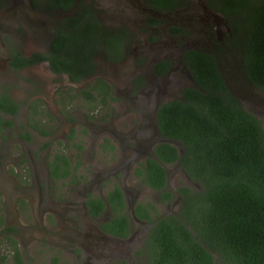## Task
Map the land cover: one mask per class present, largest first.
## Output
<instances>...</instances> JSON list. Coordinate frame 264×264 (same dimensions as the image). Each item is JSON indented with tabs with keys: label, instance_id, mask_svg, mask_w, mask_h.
<instances>
[{
	"label": "flooded vegetation",
	"instance_id": "flooded-vegetation-1",
	"mask_svg": "<svg viewBox=\"0 0 264 264\" xmlns=\"http://www.w3.org/2000/svg\"><path fill=\"white\" fill-rule=\"evenodd\" d=\"M113 1L131 11L128 22L103 10ZM158 1L0 0V182L12 187L23 183L29 188L30 195L20 194L13 204L18 203L21 211L27 203L33 208L41 180L53 185L65 181L77 192L85 190L86 182L90 189L96 188V194L82 193L80 211L70 215L98 223L94 240L103 242H95L96 254L102 258L107 256L103 251L99 256L100 249L115 243L108 247L110 258L116 249L117 242L106 238L108 235L134 239L145 250L150 228L145 210L153 218L158 212L141 199L145 189L154 192L158 205L165 208L158 214L175 215L178 211L181 200L177 188H170L167 167L179 163L163 164L166 189L173 193L170 201L163 202L145 185V161L156 159L153 150L158 143L169 142L180 149L160 134L156 114L162 104L181 101L185 88H198L188 68V50L215 58L226 88L243 110L259 120L252 108L257 104L264 108V93L242 71V57L231 42V26L216 7L207 0H165L171 5L166 10ZM8 11L12 18L7 17ZM70 59H76L81 67L72 66L69 71L66 63L70 64ZM126 62L137 65L123 82L114 81L111 72ZM41 67L47 74L45 82L35 74ZM120 117L121 123L127 121L134 128L119 127ZM82 125L88 126V133L80 129ZM39 138L51 140L43 144L41 154ZM83 144L90 151H84ZM107 172L110 175L102 176ZM117 172H121L118 179ZM111 173L119 182L113 181L103 190L102 183ZM129 176L135 178L133 188L125 186ZM116 186L122 192L121 205L108 200ZM69 187L64 202L70 198ZM88 199H100L104 208L93 214ZM136 208L142 219L135 214ZM119 215L126 218L124 235L111 231ZM136 225L141 228L137 230ZM3 230L13 257L19 259L11 237L14 229ZM17 238L23 245L33 241L24 232Z\"/></svg>",
	"mask_w": 264,
	"mask_h": 264
},
{
	"label": "trees",
	"instance_id": "trees-1",
	"mask_svg": "<svg viewBox=\"0 0 264 264\" xmlns=\"http://www.w3.org/2000/svg\"><path fill=\"white\" fill-rule=\"evenodd\" d=\"M158 2L165 4V0ZM207 3L228 20L242 71L264 93V0ZM170 7L167 1L164 9ZM186 58L198 88H185L181 101L162 104L156 114L160 134L180 149L169 142L155 146L156 159L145 161V185L163 202L170 201L173 193L166 189L163 164L178 162L196 186L177 187L181 202L175 215L155 212L153 218L145 210L150 224L145 235L147 264H264L262 125L226 88L211 54L188 50ZM69 63V71L72 66L81 67L76 59ZM136 174L142 175L141 171ZM108 200L123 204L118 186ZM86 204L92 206L93 214L104 208L100 199H88ZM147 204L156 211L152 203ZM135 214L143 218L137 208ZM111 226L113 233L124 235L126 218L119 215Z\"/></svg>",
	"mask_w": 264,
	"mask_h": 264
},
{
	"label": "rangeland",
	"instance_id": "rangeland-1",
	"mask_svg": "<svg viewBox=\"0 0 264 264\" xmlns=\"http://www.w3.org/2000/svg\"><path fill=\"white\" fill-rule=\"evenodd\" d=\"M103 10H106L109 16L116 20L128 22L130 19L131 11L126 6L116 3V1L106 4ZM6 14L8 18L13 17V13L10 11ZM184 24L188 25L187 22H184ZM188 40L191 42L190 39ZM136 65L130 62L123 63L114 69L110 76L114 81L123 82L125 75L131 73ZM223 65L225 67L226 62H223ZM108 73L110 72L104 71V74ZM35 74L40 80L44 82L47 80V74L42 67L41 69L36 68ZM242 103L245 105L244 100H242ZM261 105L264 106V103H261ZM130 110L136 112L137 109L131 108ZM252 110L259 118L264 131V108H259L257 104ZM259 111H262V113H258ZM118 121L119 127H127L128 131L134 128L125 120V124L121 123L123 121L122 117ZM83 126H80V129L84 128V131L88 133V126ZM94 127L97 128L99 126ZM91 130L93 131L94 129ZM119 131L122 132L124 129H120ZM49 142L51 140H45L44 138L38 139L39 154H41L39 150L43 144ZM83 148L84 151L89 150V146L87 147L84 144ZM111 174L102 183L103 190L107 186L109 187L113 181L119 182V180H115L114 173ZM116 174L118 179L121 176V172H117ZM106 175H110V173L102 174V176ZM167 179L172 191H175L180 185H192L176 164L168 165ZM134 180V177L129 176L125 182V186L130 188L135 187L136 181ZM39 185L40 187L36 189L37 193H34L35 190H33V208L30 203H27V206L21 211L18 203L13 204L16 198H21L20 194L29 196V188L23 185V183L19 186L12 187L0 182V264H147L146 251L143 250L142 246L133 241L134 239H118L108 235L106 238L117 242L116 249L112 253L113 256L111 258L109 257L110 253L108 250V247H115V243L113 242L108 247H105L104 250H99V256L103 251L107 256L106 258L97 256L95 242L96 245L97 243H103L94 240L95 234L99 232L97 227L98 223L95 220L82 218V216L76 217L70 215L71 211H80V197L82 193H88L89 191V193L96 194V188L95 190L90 189L87 182L85 190L80 192H77V189L74 187H69L65 181L57 182L53 185L49 181L41 180ZM67 187H69L70 198L66 200L68 202H64ZM73 191L75 192L73 193ZM53 195L58 198L54 199ZM43 196H47V198L43 199ZM141 199H145V202L152 203L158 212L165 211L164 207L158 205L154 192L145 189V197L142 196ZM48 200L50 202H47ZM3 227H12L14 229L15 232L12 233L11 237L16 242L19 259L13 257V251L9 247L10 243L4 237L5 232ZM134 228L139 230L141 227L136 225ZM22 232H24V235L26 234V237L33 240L28 245H23L17 238V235ZM3 257L6 259L4 262L2 260Z\"/></svg>",
	"mask_w": 264,
	"mask_h": 264
},
{
	"label": "water",
	"instance_id": "water-1",
	"mask_svg": "<svg viewBox=\"0 0 264 264\" xmlns=\"http://www.w3.org/2000/svg\"><path fill=\"white\" fill-rule=\"evenodd\" d=\"M173 144H175V143L173 142Z\"/></svg>",
	"mask_w": 264,
	"mask_h": 264
}]
</instances>
